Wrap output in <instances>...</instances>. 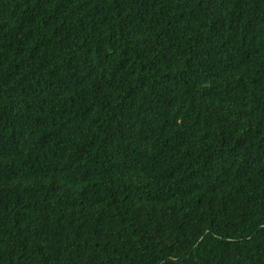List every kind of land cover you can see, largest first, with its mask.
Masks as SVG:
<instances>
[{"label":"trees","instance_id":"1","mask_svg":"<svg viewBox=\"0 0 264 264\" xmlns=\"http://www.w3.org/2000/svg\"><path fill=\"white\" fill-rule=\"evenodd\" d=\"M0 264H264V0H0Z\"/></svg>","mask_w":264,"mask_h":264}]
</instances>
